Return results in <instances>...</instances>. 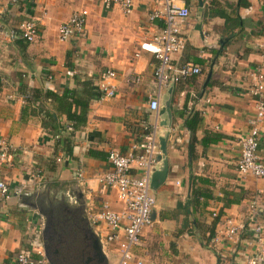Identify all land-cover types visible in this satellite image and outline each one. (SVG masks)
<instances>
[{"label":"crops","instance_id":"crops-1","mask_svg":"<svg viewBox=\"0 0 264 264\" xmlns=\"http://www.w3.org/2000/svg\"><path fill=\"white\" fill-rule=\"evenodd\" d=\"M263 2L175 0L189 16L179 31L182 48L170 55V63L196 65L200 74L157 90L156 60L138 50L162 28L161 21L147 19L154 0L136 2L128 14L99 0H0V21H31L36 29L31 42L18 36L0 40V139L10 148L0 159V181L21 192L0 200V264H12L16 254L37 244L29 227L40 219L33 209L39 195L74 196L93 212L101 203L122 210L115 190L94 178L110 170L109 151L135 153L133 146L151 130L156 140L166 136L167 174L151 191L152 222L142 229L134 258L141 264H245L255 247L251 231L230 240L223 233L224 221L243 223L253 202L264 238V176L235 170L238 139L254 114L247 75L259 60L255 44L263 28ZM81 9L88 14L82 36L59 43L57 26ZM107 70L114 72L106 83L115 94L87 100L85 123L71 133L65 155L55 144L59 128L67 125L64 115L43 94L80 92L84 80L96 89ZM133 77L139 81L130 82ZM22 90L40 96L30 105ZM148 96L158 99L157 113L169 102L168 123L165 114L148 111ZM192 114L197 121L189 133L185 123ZM259 133L256 155L264 166V122ZM108 249L106 258L110 253L115 264V248Z\"/></svg>","mask_w":264,"mask_h":264},{"label":"built area","instance_id":"built-area-1","mask_svg":"<svg viewBox=\"0 0 264 264\" xmlns=\"http://www.w3.org/2000/svg\"><path fill=\"white\" fill-rule=\"evenodd\" d=\"M17 0H9L14 3ZM30 2V0H25ZM105 4L118 5L123 13L128 14L133 5L140 0H99ZM264 13V2L261 5ZM87 11L84 9L73 12L65 21L56 28V40L65 42L70 37H80L84 32L87 19ZM186 7H177L175 0H154V7L149 11V22L159 20L162 23L159 35L155 39L144 40L138 44V50L151 54L156 60L152 70V79L157 90L165 88L169 84H177L190 77L200 74V68L196 65L185 63L174 66L170 63V55L182 48L179 31L182 23L188 18ZM35 25L31 21H0V40L12 41L17 36L26 42H31L35 36ZM259 51V60L248 72L250 84L248 94L253 98L254 114L250 121L248 131L238 139L239 156L235 170L240 175H248L253 178L264 176V166L256 155L259 141V125L264 122V22L259 38L255 44ZM136 56V55H135ZM114 78V72L105 71L96 90L100 98L114 96V88L106 83V80ZM138 77H133L130 82H138ZM1 84V80H0ZM147 109L156 114L159 106L158 99L147 97ZM9 146L0 139V159L9 152ZM137 152L121 154L117 151H109L106 161L110 170L94 180L101 186L115 190L116 200L122 205V210L113 211L106 203H101L93 212L86 209V217L93 232L98 236L104 253L108 248H115L117 259L115 264H141L133 255V249L138 246L140 234L143 228L151 225V214L155 207V199L149 188V177L157 165L158 155L157 140L154 130L147 132L139 147L133 146ZM56 161H59L57 158ZM76 178L81 185L82 174L78 172ZM20 189L11 190L0 181V200H7L20 194ZM214 216V215H212ZM256 207L249 203L244 222H235L230 219L224 221V237L230 240L234 236L250 230L255 244L253 254L245 264H264V238L262 227L256 223ZM37 224V223H35ZM36 230H39L37 224ZM211 242L214 239L210 238ZM12 264H47L41 247L35 244L30 251H20L14 257Z\"/></svg>","mask_w":264,"mask_h":264},{"label":"flooded vegetation","instance_id":"flooded-vegetation-1","mask_svg":"<svg viewBox=\"0 0 264 264\" xmlns=\"http://www.w3.org/2000/svg\"><path fill=\"white\" fill-rule=\"evenodd\" d=\"M67 200L66 202L61 198L53 199L42 195L34 200L33 209L41 219L37 244L41 247L47 264L46 250L58 264H82L84 258L94 254L92 239L83 237L84 230H92L86 217V208L74 196H67ZM39 211L43 216L38 213ZM84 216L86 223L82 221ZM76 230L81 237L80 249H75L70 242H67L71 236L67 233L74 234ZM51 252L55 253L52 255Z\"/></svg>","mask_w":264,"mask_h":264},{"label":"trees","instance_id":"trees-1","mask_svg":"<svg viewBox=\"0 0 264 264\" xmlns=\"http://www.w3.org/2000/svg\"><path fill=\"white\" fill-rule=\"evenodd\" d=\"M80 85V92L65 90L61 95H56L52 92L45 91L43 94L44 99L54 102V104H56L57 111L64 115L67 125L64 128L62 126L59 128L55 144H61L60 148L65 155H70V142L68 139L70 138L71 133L79 130L85 123L87 100L92 97L99 96L90 81L84 80ZM39 96L40 95H38V92L35 90H22V97L24 101L30 105L35 103ZM46 117L49 118L50 116L47 115ZM191 118L192 119L190 121L185 123V127L189 133H193L194 131V125L197 121L196 114H192ZM67 128L68 131H66ZM67 234L71 235L69 240L73 247L75 249H80L81 237L78 230H76L74 234H72V232H68Z\"/></svg>","mask_w":264,"mask_h":264},{"label":"water","instance_id":"water-1","mask_svg":"<svg viewBox=\"0 0 264 264\" xmlns=\"http://www.w3.org/2000/svg\"><path fill=\"white\" fill-rule=\"evenodd\" d=\"M169 102L166 101L160 107L159 116L165 114L166 121L168 123L170 118L169 113ZM166 123L164 122L163 125ZM157 148H158V155L156 156L157 165L153 172L150 174L149 177V188L151 191L156 190L165 180L167 174V160H166V136H158L157 137ZM40 215L43 216L42 212H38ZM152 217V214H151ZM83 222H87L85 216L82 218ZM84 239H92V248H93V255L91 257H86L82 260V264H108L106 255L103 251L102 244L99 241L98 236L93 232V230H84L83 231ZM46 257L48 260V264H58L56 263L55 259L48 254L47 250L45 251ZM52 255L55 252H51Z\"/></svg>","mask_w":264,"mask_h":264},{"label":"rangeland","instance_id":"rangeland-1","mask_svg":"<svg viewBox=\"0 0 264 264\" xmlns=\"http://www.w3.org/2000/svg\"><path fill=\"white\" fill-rule=\"evenodd\" d=\"M65 201L67 202L68 200L65 199ZM41 221V219L38 218V221H37V224H39ZM37 224H32L30 227H29V232H30V235H31V239H34V236L35 238L37 237V230H36V227H37ZM67 242H70V240L68 239ZM61 246V245H60ZM107 252V251H106ZM65 258V257H64ZM109 261V262H108ZM107 262L108 264H111L112 263V256L110 253H107ZM64 263V262H63Z\"/></svg>","mask_w":264,"mask_h":264}]
</instances>
